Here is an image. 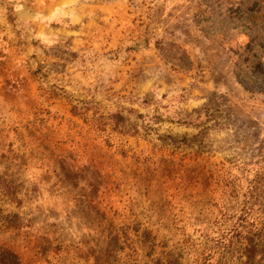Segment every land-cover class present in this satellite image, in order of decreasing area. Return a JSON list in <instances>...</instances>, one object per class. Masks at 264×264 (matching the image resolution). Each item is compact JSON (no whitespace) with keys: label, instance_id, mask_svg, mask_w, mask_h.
<instances>
[{"label":"rangeland","instance_id":"374dc122","mask_svg":"<svg viewBox=\"0 0 264 264\" xmlns=\"http://www.w3.org/2000/svg\"><path fill=\"white\" fill-rule=\"evenodd\" d=\"M0 264H264V0H0Z\"/></svg>","mask_w":264,"mask_h":264}]
</instances>
